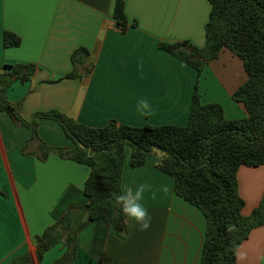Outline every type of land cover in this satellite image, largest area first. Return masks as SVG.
Returning <instances> with one entry per match:
<instances>
[{
  "label": "crops",
  "instance_id": "crops-1",
  "mask_svg": "<svg viewBox=\"0 0 264 264\" xmlns=\"http://www.w3.org/2000/svg\"><path fill=\"white\" fill-rule=\"evenodd\" d=\"M116 0H0V68L34 64L29 80L15 81L6 99L30 121L35 112L56 111L91 128L116 125L183 126L193 87L201 104L216 103L226 120L247 113L232 93L247 80L241 61L227 49L205 63L197 75L189 65L159 48V43L186 41L202 48L208 0H122L125 23L113 18ZM19 38L5 47L3 32ZM76 54V75L71 54ZM143 62V72L137 62ZM147 98L155 113L141 117L135 108ZM38 138L50 147L71 148L61 127L37 119ZM31 129L0 111V264H51L64 248L57 244L39 262L36 237L71 205H84L83 185L89 168L47 153L40 157ZM125 145L121 190L149 186L144 206L151 227L141 231L127 218L123 237L103 220L87 222L76 234L71 264H200L206 222L201 212L174 192V180L157 166L164 153L154 149L144 164H129ZM237 192L242 215L256 208L264 193V164L241 166ZM155 193L153 199L152 193ZM237 264H264V224L253 228L235 253Z\"/></svg>",
  "mask_w": 264,
  "mask_h": 264
},
{
  "label": "trees",
  "instance_id": "trees-1",
  "mask_svg": "<svg viewBox=\"0 0 264 264\" xmlns=\"http://www.w3.org/2000/svg\"><path fill=\"white\" fill-rule=\"evenodd\" d=\"M210 11L205 24L202 48L188 42L159 43V48L192 67L197 75L205 63L215 59L221 49L229 50L240 61L247 80L233 93L247 113L242 119L226 120L219 104H201L197 86L193 87L186 123L133 127L109 122L91 128L56 111L35 112L30 121L21 118L18 104L6 99V91L15 81L21 83L34 74V64L4 65L0 68V111L19 126L31 129L29 141L37 142L40 157L54 153L89 168L83 185L88 201L71 205L64 214L36 237V257L60 244L64 251L51 264H71L76 234L87 222L103 220L123 237L127 217L114 202L113 193L121 191L124 147L132 149L129 164H144L154 149L164 153L157 168L174 180V192L203 215L206 227L200 264H237L235 253L249 232L264 224V193L248 216L242 215L244 202L237 192L239 167L264 164V0H208ZM113 18L123 29V1L116 0ZM5 47L17 46L19 38L7 31L2 35ZM71 54L76 75V54ZM56 122L72 142L71 148L50 147L37 135V119Z\"/></svg>",
  "mask_w": 264,
  "mask_h": 264
},
{
  "label": "clouds",
  "instance_id": "clouds-1",
  "mask_svg": "<svg viewBox=\"0 0 264 264\" xmlns=\"http://www.w3.org/2000/svg\"><path fill=\"white\" fill-rule=\"evenodd\" d=\"M137 71L143 72V62H137ZM137 113L141 117H151L155 110L147 98H139L135 105ZM149 190V186L145 184L136 185L122 189L119 193H113L114 202L119 210L131 221H135L141 231H147L151 227L152 217L149 210L142 202L144 194ZM155 193H152L153 199Z\"/></svg>",
  "mask_w": 264,
  "mask_h": 264
},
{
  "label": "rangeland",
  "instance_id": "rangeland-1",
  "mask_svg": "<svg viewBox=\"0 0 264 264\" xmlns=\"http://www.w3.org/2000/svg\"><path fill=\"white\" fill-rule=\"evenodd\" d=\"M157 150V149H156Z\"/></svg>",
  "mask_w": 264,
  "mask_h": 264
}]
</instances>
